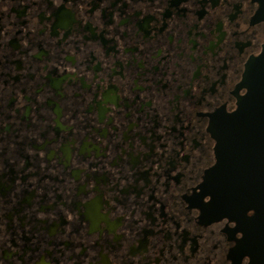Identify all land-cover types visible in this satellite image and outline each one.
Masks as SVG:
<instances>
[{"label":"flooded vegetation","instance_id":"obj_1","mask_svg":"<svg viewBox=\"0 0 264 264\" xmlns=\"http://www.w3.org/2000/svg\"><path fill=\"white\" fill-rule=\"evenodd\" d=\"M262 2L0 0V264H256L205 181Z\"/></svg>","mask_w":264,"mask_h":264},{"label":"water","instance_id":"obj_2","mask_svg":"<svg viewBox=\"0 0 264 264\" xmlns=\"http://www.w3.org/2000/svg\"><path fill=\"white\" fill-rule=\"evenodd\" d=\"M263 15H264V0ZM245 94L217 130V161L205 190L215 212L236 216L245 233L243 246L264 264V46L247 66ZM252 210L251 217L246 211Z\"/></svg>","mask_w":264,"mask_h":264},{"label":"snow or ice","instance_id":"obj_3","mask_svg":"<svg viewBox=\"0 0 264 264\" xmlns=\"http://www.w3.org/2000/svg\"><path fill=\"white\" fill-rule=\"evenodd\" d=\"M204 196H205V195H204ZM207 196H209V195H207ZM209 197H210V196H209ZM209 200H210V199H209ZM209 200H208V201H209ZM208 201H207V202H208ZM207 202H206V203H207ZM246 215H247L248 217H251V216L253 215V211H252V210H248L247 213H246ZM240 233H241V232H240Z\"/></svg>","mask_w":264,"mask_h":264}]
</instances>
